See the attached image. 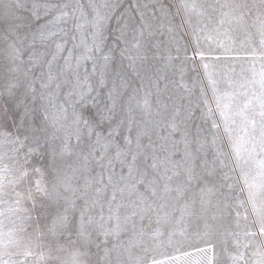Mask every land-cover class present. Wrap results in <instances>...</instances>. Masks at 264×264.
<instances>
[{
	"label": "snow or ice",
	"instance_id": "1",
	"mask_svg": "<svg viewBox=\"0 0 264 264\" xmlns=\"http://www.w3.org/2000/svg\"><path fill=\"white\" fill-rule=\"evenodd\" d=\"M0 264H264V0H0Z\"/></svg>",
	"mask_w": 264,
	"mask_h": 264
}]
</instances>
